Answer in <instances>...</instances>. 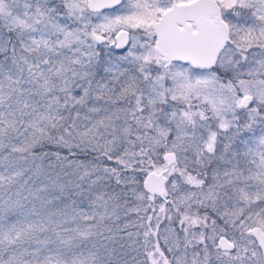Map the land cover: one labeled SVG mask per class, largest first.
<instances>
[{
  "label": "snow or ice",
  "instance_id": "snow-or-ice-1",
  "mask_svg": "<svg viewBox=\"0 0 264 264\" xmlns=\"http://www.w3.org/2000/svg\"><path fill=\"white\" fill-rule=\"evenodd\" d=\"M0 264H264V0H0Z\"/></svg>",
  "mask_w": 264,
  "mask_h": 264
}]
</instances>
